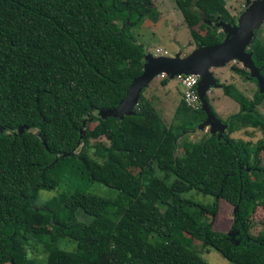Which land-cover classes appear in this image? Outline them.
<instances>
[{
    "label": "trees",
    "instance_id": "1",
    "mask_svg": "<svg viewBox=\"0 0 264 264\" xmlns=\"http://www.w3.org/2000/svg\"><path fill=\"white\" fill-rule=\"evenodd\" d=\"M173 1L196 46L226 37L197 31L202 20L234 22L221 0ZM153 11L125 0H0V264H210L194 238L234 264H264V225L250 231L264 207V92L222 86L240 107L227 130L263 136L251 148L217 133L190 139L206 113L182 99L168 125L143 92L121 119L97 114L116 108L143 72L146 47L129 31ZM253 33L247 51L264 78V40ZM88 180L112 192H90ZM60 184L69 190L36 203L40 189ZM191 190L234 207L228 231L199 221L216 202L182 197Z\"/></svg>",
    "mask_w": 264,
    "mask_h": 264
},
{
    "label": "rangeland",
    "instance_id": "2",
    "mask_svg": "<svg viewBox=\"0 0 264 264\" xmlns=\"http://www.w3.org/2000/svg\"><path fill=\"white\" fill-rule=\"evenodd\" d=\"M128 6H135L136 4L143 3L149 4L153 8V15L143 18L139 23L130 28V33L134 36V39L142 43L146 47L145 54H152L153 56H174L177 52L182 55H187L196 45L190 35L189 29L186 26L180 11L177 9L173 0H125ZM228 10L229 14L234 17V22H226L228 24L237 23L238 19L245 13L249 6L253 3L262 2L263 0H221ZM129 11V10H128ZM127 11V12H128ZM125 19V15H121L119 20H116L112 26L114 30L120 29ZM218 27L215 23H206L202 20L199 25L195 27L200 33H204L206 27ZM258 35L261 39H264V20L258 27ZM253 38V37H252ZM248 47H246L247 49ZM162 51V53H161ZM247 51V50H246ZM158 52V53H157ZM160 54V55H159ZM145 61V60H144ZM236 65L237 67H243L248 71V79L243 78L239 74L235 73L231 66ZM209 72L217 82L216 85H211L206 91V98L210 105L211 110L215 116L224 124L223 133L220 138H233L234 140H242L248 147H254L262 139L261 132L256 128L242 127L240 129H234V131L227 130V124L224 123L230 116L237 113L240 109L238 103L231 97L226 96L223 92L222 86L224 84H234L236 88L241 91L248 98H252L255 92L263 93L264 86H260L258 80L251 81L249 78L254 77L251 74L250 69L244 65L243 61L234 58L225 65L222 66H210ZM197 75V74H196ZM177 76V75H176ZM174 76V77H176ZM198 76V75H197ZM199 77V76H198ZM169 78L167 73H158L154 76L142 89L141 92H146L150 101L152 100L153 105L161 115L164 122L168 125L173 120L176 105L182 99L183 86L176 81V79ZM177 78V77H176ZM163 79H168L167 87L162 84ZM220 85V86H219ZM169 90L167 92V90ZM165 90V91H164ZM140 92V94H141ZM199 95V94H198ZM164 98V99H163ZM170 100V102L168 101ZM164 101H167L166 104ZM138 102V99H137ZM201 102V100H200ZM202 106V103H201ZM213 106V107H212ZM202 109V108H201ZM258 110L264 114V102L259 104ZM96 121L90 119L88 122V128H92ZM202 123V122H201ZM200 123V125H201ZM209 126V125H208ZM203 128L197 127L192 130L188 137L192 140H198L203 135L210 133L209 127ZM182 150L178 147V153ZM259 157L263 160V153L259 154ZM161 175V174H160ZM82 185L88 187V191L96 192L101 195H107L112 192L109 188L100 185L96 182L84 181ZM69 190L65 185H58L53 188H42L37 193L36 203L38 205L43 204L47 200L57 197L60 192ZM183 198L191 199L197 203L211 206L216 202V213L214 215L204 213L199 216V221L203 225H212L215 229L221 231H228L232 222L234 207L228 202L216 199L211 195H204L195 190H191L182 194ZM252 227L251 233L256 234L260 228L264 225V207H257L252 214ZM186 239H189L188 234H184ZM198 255L210 264H234L226 260L220 252L213 249L210 246L203 245L198 239L192 240ZM39 252L41 247L36 246ZM42 255V254H41ZM43 257V255H42Z\"/></svg>",
    "mask_w": 264,
    "mask_h": 264
},
{
    "label": "water",
    "instance_id": "3",
    "mask_svg": "<svg viewBox=\"0 0 264 264\" xmlns=\"http://www.w3.org/2000/svg\"><path fill=\"white\" fill-rule=\"evenodd\" d=\"M263 20L264 0L249 6L237 23L233 25L222 20L216 22L215 24L220 26L226 33L224 40L219 43L211 45L198 44L187 55H182L180 52H177L174 56L145 54L143 72L132 80L125 97L119 105L112 109H101L97 114L102 118L114 116L120 119L124 115L130 114L132 108L138 103L137 99L142 89L158 73H167L169 78H173L178 74H197L199 76L197 92L202 103L201 108L206 113L205 120L198 127L203 128L209 125L210 133H217L218 137H220L225 126L215 116L206 98L208 88L211 85L217 86V82L209 72V67L222 66L228 61L237 58L243 61L244 65L250 69L252 76L256 77L260 86L263 87L264 78L261 76L259 69L253 64L251 53L246 51V47L249 46L252 40L254 30L259 27ZM26 129L28 128L26 127ZM18 131L22 133L24 127H20ZM83 132L84 129L81 128L80 135ZM62 155L64 156L65 154Z\"/></svg>",
    "mask_w": 264,
    "mask_h": 264
},
{
    "label": "built area",
    "instance_id": "4",
    "mask_svg": "<svg viewBox=\"0 0 264 264\" xmlns=\"http://www.w3.org/2000/svg\"><path fill=\"white\" fill-rule=\"evenodd\" d=\"M177 81L183 86L182 101L192 109L201 108L200 98L197 92L199 77L196 74H178Z\"/></svg>",
    "mask_w": 264,
    "mask_h": 264
},
{
    "label": "crops",
    "instance_id": "5",
    "mask_svg": "<svg viewBox=\"0 0 264 264\" xmlns=\"http://www.w3.org/2000/svg\"><path fill=\"white\" fill-rule=\"evenodd\" d=\"M157 53H158V52H157ZM161 53H162V51H161ZM159 55H160V54H159ZM173 78L176 79V77H173ZM168 79H171V78H168ZM176 81H177V79H176ZM177 82H178V81H177ZM178 83H179V82H178ZM167 85H168V84H165L164 87H167ZM165 90H167V89H165ZM165 90H164V91H165ZM168 91H169V90H167V92H168ZM144 96L147 97V98H149L148 95H146V92L144 93ZM163 99H164V98H163ZM149 100H150V99H149ZM168 101L170 102L169 99H168ZM151 102H152V100H151ZM166 102H167V101H164L165 104H166ZM152 103H153V102H152ZM170 103H171V102H170ZM176 106H177V105H176ZM212 107H213V106H212Z\"/></svg>",
    "mask_w": 264,
    "mask_h": 264
},
{
    "label": "flooded vegetation",
    "instance_id": "6",
    "mask_svg": "<svg viewBox=\"0 0 264 264\" xmlns=\"http://www.w3.org/2000/svg\"><path fill=\"white\" fill-rule=\"evenodd\" d=\"M259 34V33H258ZM259 38H261L259 35H257ZM264 40V39H263Z\"/></svg>",
    "mask_w": 264,
    "mask_h": 264
}]
</instances>
